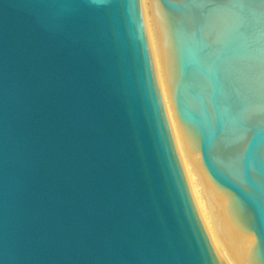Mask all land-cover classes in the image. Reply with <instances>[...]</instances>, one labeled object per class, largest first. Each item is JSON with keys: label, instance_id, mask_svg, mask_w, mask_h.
<instances>
[{"label": "water", "instance_id": "1", "mask_svg": "<svg viewBox=\"0 0 264 264\" xmlns=\"http://www.w3.org/2000/svg\"><path fill=\"white\" fill-rule=\"evenodd\" d=\"M0 264H264V0H0Z\"/></svg>", "mask_w": 264, "mask_h": 264}]
</instances>
